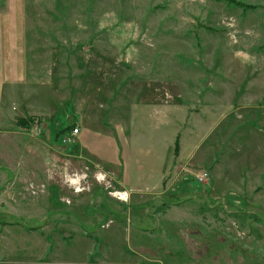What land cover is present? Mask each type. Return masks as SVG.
Returning <instances> with one entry per match:
<instances>
[{"label": "rangeland", "instance_id": "rangeland-1", "mask_svg": "<svg viewBox=\"0 0 264 264\" xmlns=\"http://www.w3.org/2000/svg\"><path fill=\"white\" fill-rule=\"evenodd\" d=\"M84 262L264 264V0H0V264Z\"/></svg>", "mask_w": 264, "mask_h": 264}, {"label": "built area", "instance_id": "built-area-1", "mask_svg": "<svg viewBox=\"0 0 264 264\" xmlns=\"http://www.w3.org/2000/svg\"><path fill=\"white\" fill-rule=\"evenodd\" d=\"M79 132V128H75L74 130H73V133H72V136H73V138H74V136L76 135V133H78ZM63 141L64 142H71L72 141V137H64L63 138ZM208 177V173L207 172H203L201 175H200V178H201V180H204L205 178H207Z\"/></svg>", "mask_w": 264, "mask_h": 264}, {"label": "clouds", "instance_id": "clouds-1", "mask_svg": "<svg viewBox=\"0 0 264 264\" xmlns=\"http://www.w3.org/2000/svg\"><path fill=\"white\" fill-rule=\"evenodd\" d=\"M97 179H98V180H102V179H103V177H102V176H98V177H97ZM76 183H77V181H76ZM76 190H77V191H80V189H79V188H77Z\"/></svg>", "mask_w": 264, "mask_h": 264}, {"label": "bare ground", "instance_id": "bare-ground-1", "mask_svg": "<svg viewBox=\"0 0 264 264\" xmlns=\"http://www.w3.org/2000/svg\"><path fill=\"white\" fill-rule=\"evenodd\" d=\"M120 195V194H119ZM125 195H120L119 198L122 199V200H125Z\"/></svg>", "mask_w": 264, "mask_h": 264}, {"label": "crops", "instance_id": "crops-1", "mask_svg": "<svg viewBox=\"0 0 264 264\" xmlns=\"http://www.w3.org/2000/svg\"><path fill=\"white\" fill-rule=\"evenodd\" d=\"M110 139V138H109ZM122 195H124V194H122ZM125 197V196H124ZM126 200V199H125ZM83 264H88L87 262H84Z\"/></svg>", "mask_w": 264, "mask_h": 264}, {"label": "trees", "instance_id": "trees-1", "mask_svg": "<svg viewBox=\"0 0 264 264\" xmlns=\"http://www.w3.org/2000/svg\"><path fill=\"white\" fill-rule=\"evenodd\" d=\"M176 143L178 142V138L176 139V141H175Z\"/></svg>", "mask_w": 264, "mask_h": 264}]
</instances>
